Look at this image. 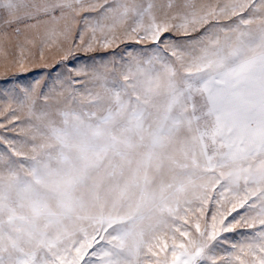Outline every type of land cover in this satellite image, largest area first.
I'll use <instances>...</instances> for the list:
<instances>
[{
  "label": "snow or ice",
  "instance_id": "snow-or-ice-1",
  "mask_svg": "<svg viewBox=\"0 0 264 264\" xmlns=\"http://www.w3.org/2000/svg\"><path fill=\"white\" fill-rule=\"evenodd\" d=\"M0 264H264V0H0Z\"/></svg>",
  "mask_w": 264,
  "mask_h": 264
}]
</instances>
